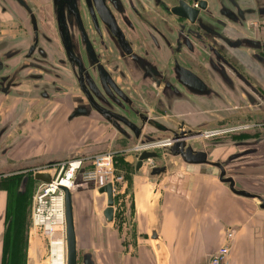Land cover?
<instances>
[{"label": "flooded vegetation", "instance_id": "flooded-vegetation-1", "mask_svg": "<svg viewBox=\"0 0 264 264\" xmlns=\"http://www.w3.org/2000/svg\"><path fill=\"white\" fill-rule=\"evenodd\" d=\"M257 60L263 61L260 66ZM178 74L194 77L195 83L182 85ZM78 112L81 115L72 117ZM104 114L109 119L102 118ZM48 117L108 126L107 122H132L131 141L110 125L115 131L110 153L136 159L133 153L148 149L158 157L145 161L140 170L137 161L129 172L114 168L123 184L156 180L145 169L171 164L159 144L140 146L145 138L158 137L159 132L149 131L152 126L147 122L153 120L172 125V131L185 122L190 128H204L206 136L234 141L264 138V0H0V131L8 126L0 141V264L13 221L8 216L11 195L26 193L20 191L25 177L26 191L34 180V169L10 170L80 152L11 158L19 140L14 133L26 122ZM139 128L136 146L130 148ZM113 184L116 196L120 183ZM116 201L111 223L102 213L85 222L75 220L77 264H122L128 245L136 244L129 237L111 243L110 229L120 219L115 235H122L134 208L133 202L128 205V190L119 215ZM93 210L91 206L89 211ZM134 227L128 232L132 238L137 224ZM148 251L155 260L152 249Z\"/></svg>", "mask_w": 264, "mask_h": 264}, {"label": "crops", "instance_id": "crops-1", "mask_svg": "<svg viewBox=\"0 0 264 264\" xmlns=\"http://www.w3.org/2000/svg\"><path fill=\"white\" fill-rule=\"evenodd\" d=\"M61 120V117H48L44 121L36 118L26 122L14 133L19 140L12 149L11 158L14 161L36 159L45 156L48 151L68 154L73 150L83 153L97 148L99 154L113 150L108 145L115 131L105 122ZM90 138L93 140L88 141ZM101 145L108 147L102 148ZM142 180V183L119 184L116 189L117 200L118 194L125 196L128 190V205L131 207L132 202L134 204L133 220L146 222L152 218V223L145 225L146 231H140L133 237L137 239L136 247L128 245L122 264H198L206 254L211 258L222 245L230 248L227 264H264V210L260 209L258 200L233 194L213 175L185 168H177L173 174L164 177L156 193L155 180ZM86 184V181L77 183L74 191L75 220L80 218L81 222L89 220L90 215L96 218L102 215L96 200L99 192L91 184ZM145 187L154 192L152 196L149 191L146 208L143 203L146 199ZM124 196L120 201L124 200ZM91 206L94 209L92 212L89 211ZM149 225L153 226L151 230ZM76 226H79L78 222ZM153 229L158 232L160 243L167 250V262H162L158 253L153 254L157 259L154 260L150 251L139 244L140 238L152 240ZM110 249L114 250L113 244Z\"/></svg>", "mask_w": 264, "mask_h": 264}, {"label": "water", "instance_id": "water-1", "mask_svg": "<svg viewBox=\"0 0 264 264\" xmlns=\"http://www.w3.org/2000/svg\"><path fill=\"white\" fill-rule=\"evenodd\" d=\"M180 15L184 18H190L188 12H181ZM244 56L247 58L250 56L242 51ZM224 61V60H223ZM261 60H257V64L260 66ZM224 64L227 65L226 61ZM228 66V65H227ZM240 67L248 74V68L244 64L240 63ZM247 69V70H246ZM179 75V74H178ZM228 76L226 73L224 74ZM238 76V75H237ZM252 76V75H251ZM188 76H180L179 82L184 86H193L195 83ZM193 81V83H192ZM114 88V84L111 83ZM99 99L102 95L98 94ZM97 111L102 112V108L97 106ZM81 112L73 114L72 117L79 115ZM81 115V114H80ZM116 119H121L116 113H112ZM109 116L104 114L102 118L109 119ZM114 127L118 135H122L131 141V136L128 134L130 130H134V124L132 122H107ZM146 123V122H144ZM152 127L149 129L150 132H159L157 138H145L140 141L141 147H147L152 144H159L162 148L163 157L165 160H170L171 164L169 167H158L151 170L149 168L148 173L150 175H156L155 180V193L158 190L161 181L168 174H173L174 170L182 167L192 172L210 174L215 176L220 182L224 183L230 191L238 196H242L249 199L258 200L260 202L259 207L264 210V138L258 140H244L234 141L225 136H206L204 128L198 127L197 125H191L185 122H179L177 129L172 131V125L165 122L150 121L147 122ZM6 125L4 129L0 131V141L3 139L6 133ZM141 129L134 131L136 140L130 144V148L136 146V141L139 139ZM221 138V140H220ZM224 138V139H222ZM122 149V148H121ZM95 152H83L72 154L65 158L54 159L44 162H34L29 165H19L16 168L10 170L11 172H21L26 169L36 170L39 167L50 166L57 164L64 160L85 158L96 155ZM136 156V169L140 170L145 161L151 158L158 157V154L154 150L145 149L142 152H135ZM84 171L82 168L75 181L81 179V175ZM32 177L38 182L50 183L52 176L49 173L36 171ZM28 177H25L20 191L26 192V183ZM65 193V220H66V264H77L78 259V236L75 225V214H74V188L69 189L68 187H60ZM100 194L106 195V206L101 209V213L107 222L111 223L114 220L115 212V196H114V184L113 182H107L98 188ZM154 195V192L152 196ZM151 239L155 243H160V237L158 232L153 229L151 232ZM209 254H206L200 259L198 264H209ZM158 258L162 262H167L168 257L162 252L158 254Z\"/></svg>", "mask_w": 264, "mask_h": 264}, {"label": "built area", "instance_id": "built-area-1", "mask_svg": "<svg viewBox=\"0 0 264 264\" xmlns=\"http://www.w3.org/2000/svg\"><path fill=\"white\" fill-rule=\"evenodd\" d=\"M113 158V153L106 152L91 157L69 159L33 170L48 172L52 176L50 183L39 182L36 187L30 229V248L32 236L38 235L45 241L46 264L67 263L65 193L60 187L72 189L82 168L84 171L81 176L84 181L98 182L107 178L113 183H121L122 177L115 174ZM87 166H93L91 167L93 169H87ZM64 181L69 184H63ZM229 253L228 245L220 246L212 254L209 264H227Z\"/></svg>", "mask_w": 264, "mask_h": 264}, {"label": "rangeland", "instance_id": "rangeland-1", "mask_svg": "<svg viewBox=\"0 0 264 264\" xmlns=\"http://www.w3.org/2000/svg\"><path fill=\"white\" fill-rule=\"evenodd\" d=\"M114 149L115 148H113V150ZM120 149H118V150H120ZM105 152H102V153H105ZM121 154H124V153L122 152ZM133 154H135V153H133ZM135 161H136V159L134 158V156L132 157L130 155L129 156L119 155V156H114L113 165H114V168L118 167L120 171L129 172L128 169L132 165H134ZM147 166H149V165H147ZM91 167H93V166H87V169H93ZM180 168H182V167H180ZM145 171L148 172L149 168L145 169ZM44 173H46V172H44ZM127 181H129V180L127 179ZM81 182H84L82 177H81V179L77 180V183H81ZM107 182H110V180H107V178L99 180L98 182H93V181L87 182L86 181V183L88 185L89 184L92 185L94 190H97V187H98L97 185L98 184L99 185H103V184H106ZM120 182L122 183V181H120ZM77 183L73 187L74 190H75V187L77 186ZM117 183L119 184V182H116V184ZM121 183H120V185H122ZM144 189H145V192H146V199L143 201V203L145 204L144 208H146V206L149 204V199L147 198V195H149V193H150L149 191H151V194H153V193H152V189L151 188L145 187ZM27 192H28V190L26 191V193ZM35 192H36V188L34 189L32 194H31V192H30V194L27 193V196H26V198H27V200H26V202H27L26 210H25L24 213L21 214V218L19 216V219L21 220V223H22V229L21 230L23 231V234H25V236H27V238L25 237L26 239H25V249H24V252H25L24 260H25V264H46L47 250H46V247H45V241L42 240V238L40 236L35 235V236H32L31 248H30V245H29V243H30L31 219H32V204H33V196H34ZM26 193H24L23 195H25ZM123 196L124 195H122V197H120L119 194H118V200H117L118 215L121 214V203L123 201L122 200L120 201V199L123 198ZM17 197H22V196H17ZM96 200H97V204L99 205V208L102 209V208H104L106 206V203H107L106 195H99V193H97L96 194ZM9 208H10V210L15 208L13 199H10ZM15 213H17V212H15ZM8 214H9V211H8ZM10 216L13 217V215H10ZM128 221H129L128 227H127V225H126V227L124 226V228H123V232L124 233H122V235L120 233L119 236H116L115 233H117L118 228H120V227H118L120 219L118 220V223L113 225L112 229H110L112 234H114V236H112L111 243H114V241H117V242L123 241L122 238H126V240H127L128 239L127 237H129V239H130L129 241H131L132 243H134V242L136 243L137 239L132 238V235H128V232L136 230V228L134 227L135 224H137V234L140 231H142V232L146 231L145 225H148V224L152 223L151 222L152 218L150 217L149 220L146 221V222H145V220H142V222H137V221L133 220L131 218V216H130L128 218ZM110 226H112V225H110ZM148 227H150V230H151L153 226L149 225ZM144 235L147 236V234H144ZM115 236L119 237L120 239L115 240L116 239ZM140 241H141V242H139L140 246L144 245V247L147 250L152 249V252L155 253V254L156 253L161 254L163 252L164 255L166 257H168L167 256L168 255L167 254V250L164 248L163 245H160L159 243H155L152 240L147 239V238H140ZM22 245H23V243H22ZM133 245H132V247H133ZM135 245H134V247H135ZM99 264H103V262H100ZM108 264H114V262H108Z\"/></svg>", "mask_w": 264, "mask_h": 264}, {"label": "trees", "instance_id": "trees-1", "mask_svg": "<svg viewBox=\"0 0 264 264\" xmlns=\"http://www.w3.org/2000/svg\"><path fill=\"white\" fill-rule=\"evenodd\" d=\"M39 183L36 180H33L28 188V194L33 193L35 189V184ZM27 193L23 195L22 197H16L15 195H11L10 199H13L14 206L12 210L9 208V214L13 215V221L10 227V230L6 236L5 239V253H4V260L3 264H25L24 260V249H25V239L27 236L23 234L22 229V223L19 219V216L21 218V214L25 212L27 207ZM17 212V213H15ZM17 215V216H16ZM26 237V238H25ZM23 243V245H22Z\"/></svg>", "mask_w": 264, "mask_h": 264}, {"label": "bare ground", "instance_id": "bare-ground-1", "mask_svg": "<svg viewBox=\"0 0 264 264\" xmlns=\"http://www.w3.org/2000/svg\"><path fill=\"white\" fill-rule=\"evenodd\" d=\"M46 173H48V172H46ZM63 184L68 185L69 183L67 181H64Z\"/></svg>", "mask_w": 264, "mask_h": 264}]
</instances>
